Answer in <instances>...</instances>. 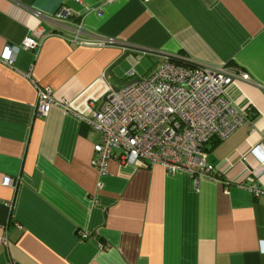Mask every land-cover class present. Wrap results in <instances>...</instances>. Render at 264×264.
I'll return each instance as SVG.
<instances>
[{
  "label": "crops",
  "instance_id": "1",
  "mask_svg": "<svg viewBox=\"0 0 264 264\" xmlns=\"http://www.w3.org/2000/svg\"><path fill=\"white\" fill-rule=\"evenodd\" d=\"M27 37L40 46L24 49ZM103 37L116 42L83 43ZM139 49L248 74L227 87L245 122L205 150L224 182L92 164L91 109L160 60ZM36 84L66 105L39 116ZM258 143L264 0H0V264H264V195L238 185ZM254 183L264 190V173Z\"/></svg>",
  "mask_w": 264,
  "mask_h": 264
},
{
  "label": "built area",
  "instance_id": "2",
  "mask_svg": "<svg viewBox=\"0 0 264 264\" xmlns=\"http://www.w3.org/2000/svg\"><path fill=\"white\" fill-rule=\"evenodd\" d=\"M66 15L68 11L63 10L58 17L65 19ZM36 34L41 31L36 29ZM115 42L111 37H103L86 38L83 43ZM40 43L41 40L27 37L21 46L35 49ZM17 50L6 45L4 60L11 64ZM139 52L160 60L122 86L110 87L102 103L91 109L87 121L99 133V140L93 144L92 164L103 173L107 162L116 158L136 166L158 164L172 173L185 171L195 183L200 177L224 182L207 161L205 150L212 140L226 138L245 122L247 110L234 107L227 87L237 77L249 79L248 74L144 49ZM128 74L134 75L133 71ZM36 89L35 110L39 116L46 115L59 102L66 105V101H57L50 87L36 84ZM251 151L258 160L257 167L238 185L254 195H264V190L254 183L264 173V143L256 144ZM10 182V177H3V185ZM81 235L86 237L85 233Z\"/></svg>",
  "mask_w": 264,
  "mask_h": 264
},
{
  "label": "rangeland",
  "instance_id": "3",
  "mask_svg": "<svg viewBox=\"0 0 264 264\" xmlns=\"http://www.w3.org/2000/svg\"><path fill=\"white\" fill-rule=\"evenodd\" d=\"M143 63H145V62H143ZM139 68V67H138ZM137 71V70H136ZM135 76H137V75H135V73H134V75L133 76H130V78L132 79V78H134Z\"/></svg>",
  "mask_w": 264,
  "mask_h": 264
},
{
  "label": "trees",
  "instance_id": "4",
  "mask_svg": "<svg viewBox=\"0 0 264 264\" xmlns=\"http://www.w3.org/2000/svg\"><path fill=\"white\" fill-rule=\"evenodd\" d=\"M214 141H217V139L212 140L210 143H212V142H214Z\"/></svg>",
  "mask_w": 264,
  "mask_h": 264
},
{
  "label": "water",
  "instance_id": "5",
  "mask_svg": "<svg viewBox=\"0 0 264 264\" xmlns=\"http://www.w3.org/2000/svg\"><path fill=\"white\" fill-rule=\"evenodd\" d=\"M143 167V166H142Z\"/></svg>",
  "mask_w": 264,
  "mask_h": 264
}]
</instances>
